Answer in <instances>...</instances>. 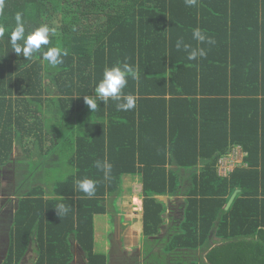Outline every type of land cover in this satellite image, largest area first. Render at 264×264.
I'll return each instance as SVG.
<instances>
[{
	"label": "trees",
	"instance_id": "1",
	"mask_svg": "<svg viewBox=\"0 0 264 264\" xmlns=\"http://www.w3.org/2000/svg\"><path fill=\"white\" fill-rule=\"evenodd\" d=\"M18 12L25 36L55 29L41 47L67 49L62 64L13 51ZM0 25V167L17 143L29 142L30 153L58 150L72 169L48 190L33 186L21 197L5 264H19L33 243V264H71L70 240L89 264H108L95 251L94 220L134 176L144 247L151 242L145 255L167 242L170 258L156 264H264V0H2ZM197 28L215 43L195 40ZM181 38L207 55L189 60L176 48ZM123 62L137 73L123 90L136 98L128 111L95 93L105 68ZM84 96L95 99L94 110ZM238 146L242 166L222 176L220 161ZM96 161L111 164L107 178ZM85 178L97 182L95 195L78 189ZM182 194L180 219L157 239L167 210L160 198ZM61 203L70 210L59 215ZM198 251L207 263L192 256Z\"/></svg>",
	"mask_w": 264,
	"mask_h": 264
},
{
	"label": "rangeland",
	"instance_id": "2",
	"mask_svg": "<svg viewBox=\"0 0 264 264\" xmlns=\"http://www.w3.org/2000/svg\"><path fill=\"white\" fill-rule=\"evenodd\" d=\"M23 146L17 143L14 147V151L12 153V156L10 157V163L6 166L0 168V173L4 171V174H0V195H3V191L7 190V200H6V207H10L11 205L14 206V209H17L18 201L21 199V197L26 194L32 188L33 186H41L44 187L46 190H48V185H51L53 183H56L59 180H62L66 178L71 172L72 169L69 165L66 164V161H63L61 159V155L58 152V150H52V153L42 152V149H35L33 148L31 153L28 151L27 146L31 143L29 142H23ZM31 148V147H30ZM238 156V157H237ZM241 155H235L230 161L223 160V163L219 166V172L222 176L225 175V173L229 172L230 170L234 169L235 167L242 166L241 163ZM240 160V161H239ZM231 165V166H230ZM8 167V168H6ZM6 168V169H5ZM231 168V169H230ZM31 178H28V176ZM34 177V178H33ZM125 184V191L124 195L119 198L115 204L113 201V198H109L107 201L108 211L112 213H107L106 215H98L95 217L94 220V227H95V251L97 253L107 254V250L110 248L109 252L112 257V259L115 258L116 250L112 249V246L108 244V237L110 233L116 232V223L119 224V217L123 216L122 221V227H118V233L121 232L123 234V238L126 236L128 237V243L132 244L137 241L138 236L142 235V208H143V198H141V182L139 176H134L131 178H126L124 181ZM188 181H185V186L187 187ZM185 188V187H184ZM23 194V195H22ZM185 195L182 194L179 197L174 198L175 200L172 201L169 206V212H167V216H169L168 227L172 226L173 224H176L178 220L181 217V211H179L181 206V201L185 199ZM1 198H4V196H1ZM0 200V204H1ZM113 201V202H112ZM166 204V202H165ZM117 210V215L115 216V213L113 212ZM123 212V213H122ZM118 221L114 223L115 219ZM131 223L130 225L126 226L124 228V225H126V219ZM114 232H113V231ZM171 231V230H170ZM170 231L165 230V235H162V237H167L170 234ZM162 228L160 227V234L161 235ZM111 234V238L115 240L114 246L116 247V244L118 243V236L114 237ZM116 235V234H115ZM131 239L132 241H129ZM145 242V241H144ZM78 245V242H76ZM126 243V242H124ZM151 243V242H149ZM149 243L146 245L145 249H148L151 247ZM70 244L75 245V242L70 240ZM79 246V245H78ZM77 247V246H76ZM126 247V246H125ZM167 247L163 241L157 242L155 246L153 247V252L150 253V255L147 256V261L149 264H156V262L164 263L167 259L170 258L168 254L164 252V249ZM128 248V247H127ZM36 245L33 243L26 253V255L21 260L20 264H33L36 260ZM118 249V245H117ZM127 250L122 248V251ZM79 254V250L76 248L75 253ZM132 254L134 252H137V250H128ZM71 253L73 252V247L71 246ZM107 253V254H106ZM141 254L137 257V261L133 264H147L146 261V255H144V252H140ZM157 255L159 259L153 258L152 255ZM81 255V253H80ZM195 258H198V261L201 263H207L205 260V253L203 251H198L196 253H193ZM77 260V259H76ZM136 260V259H135ZM153 261V262H150ZM73 261V260H72ZM74 263V261H73ZM78 264V263H76ZM82 264V263H81ZM112 264H119V262H114Z\"/></svg>",
	"mask_w": 264,
	"mask_h": 264
},
{
	"label": "clouds",
	"instance_id": "3",
	"mask_svg": "<svg viewBox=\"0 0 264 264\" xmlns=\"http://www.w3.org/2000/svg\"><path fill=\"white\" fill-rule=\"evenodd\" d=\"M2 3V0H0ZM188 6H192L196 3V0H185ZM15 27L10 32V41L13 51L19 56L23 55L25 60L31 59L34 53L43 52V59L46 60L51 66H58L63 63V57L68 55L67 49L59 46L50 47L47 51H43L42 45L49 44V34L55 35V29H50L47 25L40 26L33 32L25 36V25L23 20V14L18 12L15 16ZM6 28L0 25V37L4 36ZM193 38L198 42L207 41L208 44H214L215 41L209 37H206L202 30L197 28L193 30ZM22 41V43H18ZM183 47L185 52H188V59L195 60L198 56L204 57L207 55L203 48L192 49L189 44H185L183 39H178L176 42L177 50ZM136 70L127 62L117 63L116 65L105 68L103 72V78L95 88L96 96L107 101L109 98L118 102L116 108L119 111H128L134 109L136 106V98L134 95H125L123 90L126 88L128 78H136ZM85 103L94 110L96 108L95 99L93 97L84 96ZM97 168L105 171L107 178L108 173L111 170V164L107 161H96ZM97 182L92 179L85 178L77 182L78 189L87 194L88 196L95 195ZM59 215L66 214L70 209L64 205L59 204L56 208Z\"/></svg>",
	"mask_w": 264,
	"mask_h": 264
},
{
	"label": "flooded vegetation",
	"instance_id": "4",
	"mask_svg": "<svg viewBox=\"0 0 264 264\" xmlns=\"http://www.w3.org/2000/svg\"><path fill=\"white\" fill-rule=\"evenodd\" d=\"M6 168H8V167H6ZM4 173L5 172L2 171L0 174H4ZM3 192H4L3 195H0V200H3V201H1V204H0V264H5L6 262H8L7 261L8 256H9V254L11 252V248H12L11 247L12 246L11 233H12L14 226H15V223H16L15 217H16L17 209L19 207V203L21 201V199L18 201L16 210L14 209L13 205H11L10 207H6V200H7V196H8L6 193L7 190H4ZM1 196H4V198H1ZM181 203L183 204V201H181ZM179 211H182L181 206H180ZM113 234L112 235L114 237H116L115 233H113ZM114 244H115V240L113 238H111L110 245L112 246L113 250H116L117 254L115 255L114 259H111L109 261V264H112L114 262H119V264H133L134 262H136L138 260L137 259V257L139 256L138 251L134 252V254H132L130 251H128V248L130 246H127L125 244L124 248L127 250L122 251L123 245H120L121 244L120 242H118L116 244V247L114 246ZM117 245H118V249H117ZM76 248L79 250L81 255H80V253L78 254L77 251L75 253ZM132 250H137V249L134 248ZM73 252L75 255L74 260H73L74 263L72 261L71 264H76V263H78V264H81V263L82 264H89L88 259L86 257V254L79 247H76L74 245L73 246Z\"/></svg>",
	"mask_w": 264,
	"mask_h": 264
},
{
	"label": "crops",
	"instance_id": "5",
	"mask_svg": "<svg viewBox=\"0 0 264 264\" xmlns=\"http://www.w3.org/2000/svg\"><path fill=\"white\" fill-rule=\"evenodd\" d=\"M62 118V117H61ZM235 152H237L238 154H240L242 157H241V163H242V161H243V158L245 157V153L242 151V149H241V147L240 146H238V147H236L235 149ZM234 152V151H233ZM233 155V154H232ZM231 155V156H232ZM231 156L230 157H228V158H224V159H222V160H229V159H231ZM238 157V156H237ZM240 161V160H239ZM231 166V165H230ZM173 167H175V166H173ZM231 169V168H230ZM126 178H131V177H125V179H124V181L126 180ZM124 186H125V184H124ZM141 186H142V184H141ZM142 189V188H141ZM181 196V195H180ZM179 197V196H178ZM174 198H176V197H161L160 198V200L161 201H163L164 203L166 202V208H167V210H166V212H165V214H164V218H165V223L163 224V226L161 227L162 228V232L163 233H161V235H159V237H157V239H162V238H165V237H162V235H165V230H167V231H170V230H172L173 229V225L172 226H170V227H168L167 228V226H168V220H169V216H167V212H169V206H171L170 204L172 203V201H174L175 199ZM143 202V201H142ZM183 203H184V199H183ZM107 205V204H106ZM143 206V205H142ZM181 206H182V204H181ZM108 207V206H107ZM109 212V211H108ZM114 213H115V216L117 215V217H118V212H115V209H114V211H113ZM109 213H112L111 211L109 212ZM123 213V212H122ZM143 213H144V211H143V208H142V216H141V220H142V235H140V236H138V238H137V241L135 242V243H132V244H130V243H128V237H124L123 238V234H121V232H119L118 233V227H119V229H120V227H122L123 228V226H122V221H123V216H121V217H119V224H121V226L119 225L118 226V218H117V220L115 219V222L114 223H116V232H115V234H116V236H118V242H120L121 244L120 245H127V246H130L129 248H128V250H132V249H134V248H136L137 249V251H138V253H139V255L141 254L140 252L142 251V252H144V249H145V247H144V237H143ZM126 219V218H125ZM128 222H130V221H128L127 219H126V225H124V228H126V226H128V225H130L131 223H128ZM121 230V229H120ZM113 231V230H112ZM114 232V231H113ZM171 232V231H170ZM111 234L112 233H110L109 234V237H108V244L110 245V241H111ZM129 241H132L131 239H129ZM124 242H126V243H124ZM220 244V243H219ZM75 246H77V247H79L78 245H77V243L75 242ZM111 248V247H110ZM110 248L106 251L107 253V255H108V264H109V261L112 259V257H111V255H110V252H109V250H110ZM144 255H145V252H144ZM205 260L207 261V258H206V254H205ZM150 262H152L151 260H150ZM145 263H147V264H149V262L147 261V255H146V261H145ZM154 263V262H153ZM167 264V263H166Z\"/></svg>",
	"mask_w": 264,
	"mask_h": 264
},
{
	"label": "water",
	"instance_id": "6",
	"mask_svg": "<svg viewBox=\"0 0 264 264\" xmlns=\"http://www.w3.org/2000/svg\"><path fill=\"white\" fill-rule=\"evenodd\" d=\"M239 192H240V190H236L233 193L232 197L230 198V200H229V202H228V204H227V206L225 208L226 211H228L231 208V206H232L233 202L235 201V199H236L237 195L239 194Z\"/></svg>",
	"mask_w": 264,
	"mask_h": 264
},
{
	"label": "built area",
	"instance_id": "7",
	"mask_svg": "<svg viewBox=\"0 0 264 264\" xmlns=\"http://www.w3.org/2000/svg\"><path fill=\"white\" fill-rule=\"evenodd\" d=\"M235 155H238V153L235 152V150H234L233 155L231 156V158L234 157ZM225 161H227V159H226ZM228 161H230V160H228ZM221 163H223V160L220 161V164H221ZM232 170H233V169H232ZM232 170H230L229 172L225 173L224 176H226V175H227L228 173H230Z\"/></svg>",
	"mask_w": 264,
	"mask_h": 264
}]
</instances>
